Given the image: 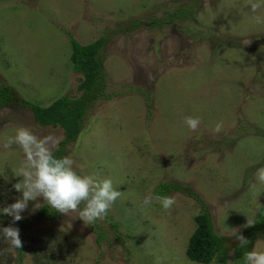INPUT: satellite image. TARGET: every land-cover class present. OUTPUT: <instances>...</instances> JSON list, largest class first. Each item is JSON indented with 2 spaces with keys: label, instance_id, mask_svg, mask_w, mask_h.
<instances>
[{
  "label": "rangeland",
  "instance_id": "1",
  "mask_svg": "<svg viewBox=\"0 0 264 264\" xmlns=\"http://www.w3.org/2000/svg\"><path fill=\"white\" fill-rule=\"evenodd\" d=\"M182 8L187 17L178 16ZM170 14L177 17L167 24L148 23ZM256 15L264 8L253 13L245 0H0V86L28 103L79 95L82 75L72 69L66 32L82 45L105 39L100 59L111 98L87 112L60 157H72L81 175L111 178L123 193L108 214L116 229L105 219L86 226L78 213L37 218L36 201L17 222L0 213V228H18L23 244L13 251L0 238V264H197L185 252L201 208L172 192L176 203L165 211L153 195L163 182L207 204L229 246L225 264L234 263L235 233L264 251V222L257 235L244 234L264 203V185L254 181L264 167V24ZM189 116L201 120L196 131L184 123ZM18 127L64 138L60 128L36 124L26 106L0 109V141ZM22 160L18 146L0 148V209L20 197L12 185Z\"/></svg>",
  "mask_w": 264,
  "mask_h": 264
},
{
  "label": "clouds",
  "instance_id": "2",
  "mask_svg": "<svg viewBox=\"0 0 264 264\" xmlns=\"http://www.w3.org/2000/svg\"><path fill=\"white\" fill-rule=\"evenodd\" d=\"M245 6L256 13L264 8V0H245ZM253 20L256 24H264V16L256 15ZM184 123L191 131H196L201 120L199 117L189 116L185 117ZM222 127V123H217L214 131L218 133ZM58 143L55 136H39L28 127H18L14 135L0 141V148L8 150L12 145H16L23 153V160L13 169L15 177L19 180L12 187L20 193V197L0 209V213L10 216L13 222L24 218L21 213L27 209L30 201H36L33 211L41 208L38 198H42L43 204L56 213L64 216L78 213L77 218L82 220L84 225H92L104 220L113 204L123 196L111 178H102L96 172L81 175L74 167L75 161L72 157H57L54 153ZM254 181L255 184L264 185V167L256 170ZM153 199L151 195L145 196L141 202L142 206L147 207ZM155 199L165 211H169L176 203L175 198L171 196H159ZM247 223L249 226L253 225L251 221ZM235 235L241 248L249 243L243 235ZM0 238L6 240L13 251L23 246L19 229L16 227L0 228ZM243 264H264V251L255 247L246 251Z\"/></svg>",
  "mask_w": 264,
  "mask_h": 264
},
{
  "label": "trees",
  "instance_id": "3",
  "mask_svg": "<svg viewBox=\"0 0 264 264\" xmlns=\"http://www.w3.org/2000/svg\"><path fill=\"white\" fill-rule=\"evenodd\" d=\"M181 14L187 17L184 14L183 8L178 11V16H181ZM176 17L177 15L170 14L160 18L158 21L155 18V20H151L148 23L152 24V27H159L164 23L167 24L173 21ZM139 24L135 22L128 27L135 29ZM66 34L70 37L71 54L69 57L72 69L74 72L82 75L77 85V91L79 93L77 97L62 96L48 106L41 107L24 101L12 87L5 84L0 86V109L13 105L14 103L26 106L31 110L36 124L42 127L60 128L63 131L64 138L59 142V147L54 153L57 157L62 155L63 148L66 144L73 143L78 138L83 129L87 112L94 108L100 100H108L111 98L106 93L108 84L106 76L103 74L100 59V50L104 46L105 39L99 38L92 43L82 45L70 33L66 32ZM146 106H149L148 103ZM172 192H180L190 197L201 208L194 218L195 229L189 237L185 252L186 258L190 262L197 264H225L228 259L227 252L229 246L225 238L218 236L214 232L211 214L207 204L199 195L192 192L191 189L176 183L163 182L159 184L153 191V195L154 197L169 196ZM56 214L55 210L44 204L36 213V217L51 219ZM105 221L112 228H117L112 216L107 215ZM263 222L264 203L257 209L253 225L244 234L257 235V230L262 226ZM101 240L102 235L97 233L96 243L100 244ZM252 242L250 241L243 248L239 245L235 247L233 264H243V255L246 251H251ZM18 250L21 252V248Z\"/></svg>",
  "mask_w": 264,
  "mask_h": 264
}]
</instances>
